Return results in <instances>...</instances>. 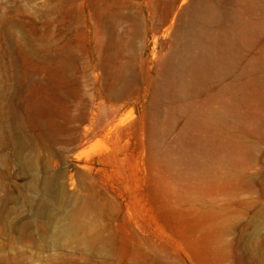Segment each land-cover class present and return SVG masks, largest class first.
<instances>
[{
    "label": "rangeland",
    "instance_id": "rangeland-1",
    "mask_svg": "<svg viewBox=\"0 0 264 264\" xmlns=\"http://www.w3.org/2000/svg\"><path fill=\"white\" fill-rule=\"evenodd\" d=\"M183 1L0 0V264H264V0L180 81Z\"/></svg>",
    "mask_w": 264,
    "mask_h": 264
},
{
    "label": "bare ground",
    "instance_id": "bare-ground-1",
    "mask_svg": "<svg viewBox=\"0 0 264 264\" xmlns=\"http://www.w3.org/2000/svg\"><path fill=\"white\" fill-rule=\"evenodd\" d=\"M178 16L182 21L181 32L187 38L185 54L179 61V78L182 81L184 74L200 73L213 58L215 35L221 33L220 22L226 17V12L215 0H184Z\"/></svg>",
    "mask_w": 264,
    "mask_h": 264
}]
</instances>
